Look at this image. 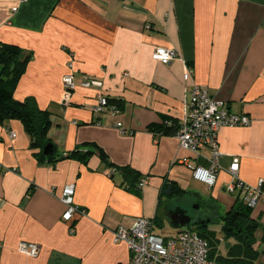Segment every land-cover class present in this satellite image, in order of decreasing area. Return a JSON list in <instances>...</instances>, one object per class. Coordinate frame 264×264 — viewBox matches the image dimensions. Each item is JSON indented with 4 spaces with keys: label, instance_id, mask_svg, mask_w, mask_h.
Wrapping results in <instances>:
<instances>
[{
    "label": "crops",
    "instance_id": "0c3cea01",
    "mask_svg": "<svg viewBox=\"0 0 264 264\" xmlns=\"http://www.w3.org/2000/svg\"><path fill=\"white\" fill-rule=\"evenodd\" d=\"M0 43L30 57L13 97H32L49 112L46 136L54 152L93 146L111 163L97 153L85 162L39 159L20 120L0 122V264H123L129 252L125 242L113 240L118 226L129 227L139 216L169 223V212L187 208L175 201L190 194L206 205V215L243 202L224 189L232 156L239 157L238 176L249 185L262 181L264 195V0H0ZM157 47L173 48L177 57L161 63L152 58ZM184 63L192 70L187 81ZM67 72L74 74L75 89L64 104ZM85 77L100 85L83 87ZM194 84L249 118L247 125L219 129L221 170L211 187L188 166L207 167L208 149L195 155L180 148L174 133L149 128L163 116L178 124ZM98 93L119 100V114L95 113ZM125 165L147 179L139 195L121 186L117 168ZM165 178L187 193L162 197ZM69 184L84 213L66 221L60 194ZM251 218L260 226L255 247L261 250L264 197ZM21 241L36 243L37 256L20 253ZM258 261L264 264V254Z\"/></svg>",
    "mask_w": 264,
    "mask_h": 264
},
{
    "label": "built area",
    "instance_id": "2783aa9c",
    "mask_svg": "<svg viewBox=\"0 0 264 264\" xmlns=\"http://www.w3.org/2000/svg\"><path fill=\"white\" fill-rule=\"evenodd\" d=\"M15 10V8H14ZM148 27V26H147ZM177 57L173 48L157 47L152 58L167 64ZM72 63L69 64V67ZM192 70L183 64V80L187 81ZM62 99L64 104H69L75 89V78L72 72L65 73L62 78ZM81 85L85 88L98 86L100 82L91 77H85ZM93 111L97 114L109 113L116 116L120 108L109 102L108 96L98 93L95 97ZM249 118L246 115L229 111L222 101L210 97L206 87L194 84L189 91V100L186 111L177 124L174 132L179 146L198 155L201 149H208L209 156L204 157L208 163L207 167L199 165H188L192 175L209 187L216 182L218 172L221 170L219 158L222 152L218 148L217 135L221 127L247 125ZM165 122V125H168ZM116 126H122L120 121ZM122 131H124L122 129ZM14 136V133L10 134ZM185 160V159H183ZM239 157L232 156L227 172L232 179L225 183L224 189L230 193H238L244 204L254 208L258 201L264 197L262 181L256 185H249L239 176ZM147 182L143 177L139 182L142 187ZM74 184L64 187L60 194V201L66 206L62 218L71 220L74 213H84L74 203ZM114 241L125 242L129 259L123 264H222L209 255V244L201 238L194 230L184 227L174 234L160 235L155 230L153 219L148 217H136L129 227L118 226L113 231ZM20 253L36 257L39 247L33 242L21 241L17 245Z\"/></svg>",
    "mask_w": 264,
    "mask_h": 264
},
{
    "label": "trees",
    "instance_id": "16d2710c",
    "mask_svg": "<svg viewBox=\"0 0 264 264\" xmlns=\"http://www.w3.org/2000/svg\"><path fill=\"white\" fill-rule=\"evenodd\" d=\"M29 55L23 56L18 46L7 43H0V122L5 118L20 120L25 130L31 135L33 141L31 147L36 149L35 155L39 159L63 160L76 158L85 162L93 153L105 162V154L96 147L86 149H74L65 153H53L45 156L42 152L43 147L50 143L47 138V131L51 125L50 114L47 110L41 109L32 97L23 100H16L13 97V90L24 73L27 66ZM110 103H115L118 107L120 101L108 96ZM168 122V125H165ZM177 124L167 116H163L160 124H150L149 128L153 131H159L164 134L174 133ZM88 145V144H86ZM97 149V150H96ZM122 176L121 186L131 190L139 195V182L143 177L141 174L129 165L117 168ZM187 190L182 188L177 181L168 178L163 179L160 187L162 197L179 198L183 197ZM251 207L244 204L239 199L235 200L233 206L225 213L219 215L223 221V231L225 237L232 236L236 243L227 247V253L221 255L218 253L220 239L216 237L215 232L208 228L206 219H191L188 228L194 230L201 238L209 244V255L222 264H254L260 254H264V248L259 250L255 247V231L260 228L259 223L251 218ZM154 221V220H153ZM155 222V221H154ZM264 245V238H263Z\"/></svg>",
    "mask_w": 264,
    "mask_h": 264
},
{
    "label": "rangeland",
    "instance_id": "374dc122",
    "mask_svg": "<svg viewBox=\"0 0 264 264\" xmlns=\"http://www.w3.org/2000/svg\"><path fill=\"white\" fill-rule=\"evenodd\" d=\"M182 202H186V207L188 209V213L193 217V221L197 220L196 218L199 217V219L203 218L211 222H208L207 226L210 230L215 232V235L217 238L220 239V243L218 246V250L222 251L227 243H232L234 238L232 236L225 237V233L223 231V221L219 218V215H221L222 211L219 214H212V215H206L208 212V209L206 208V205L200 204L199 201H197L196 196L194 194H190L184 199L176 200L175 203L182 204ZM202 220V219H201ZM188 226V225H187ZM155 230L160 235H169L166 234L168 232L175 231V228H173L167 221H163L162 224L157 225L155 224ZM259 247V246H257ZM226 250V247L225 249ZM256 264H261L260 261L256 262Z\"/></svg>",
    "mask_w": 264,
    "mask_h": 264
},
{
    "label": "water",
    "instance_id": "95a60500",
    "mask_svg": "<svg viewBox=\"0 0 264 264\" xmlns=\"http://www.w3.org/2000/svg\"><path fill=\"white\" fill-rule=\"evenodd\" d=\"M42 152L45 156L52 154L53 153V145L51 143H47L43 147ZM167 216H168L169 224L173 228H184L191 222L190 216L187 215L185 213V211L183 209H180V208L175 209L172 212H169L167 214Z\"/></svg>",
    "mask_w": 264,
    "mask_h": 264
},
{
    "label": "flooded vegetation",
    "instance_id": "af4514ba",
    "mask_svg": "<svg viewBox=\"0 0 264 264\" xmlns=\"http://www.w3.org/2000/svg\"><path fill=\"white\" fill-rule=\"evenodd\" d=\"M184 211H185V213H186L187 215H189V216H190V218H191V219H193V217H192V216H191V215L188 213V209H187V208H186V209H184ZM197 218H199V217H197ZM197 218H196V219H197Z\"/></svg>",
    "mask_w": 264,
    "mask_h": 264
}]
</instances>
